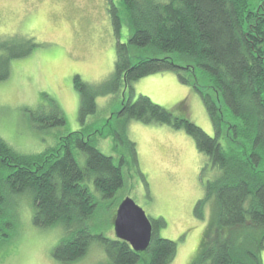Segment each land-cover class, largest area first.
I'll return each instance as SVG.
<instances>
[{
  "label": "trees",
  "instance_id": "16d2710c",
  "mask_svg": "<svg viewBox=\"0 0 264 264\" xmlns=\"http://www.w3.org/2000/svg\"><path fill=\"white\" fill-rule=\"evenodd\" d=\"M121 1L125 18L114 1L108 0L117 40L113 74L98 87L79 75L74 77L80 98L79 128L60 131L67 120L60 104L51 99L50 105L38 104L28 111L32 126L42 135L40 139L43 134L61 132L56 134L57 144L50 146L54 147L50 152L20 153L0 135V243L6 241L5 230L12 226L6 222V208L19 203L16 197L27 195L35 210V226H63L62 241L52 253L60 263L80 260L97 241L111 264H170L174 260L177 242L159 235L166 225L163 218L151 219L152 239L144 252L117 237L93 235L88 227L99 205L97 195L115 200L126 180L123 158L118 163L102 152L92 135L82 137L83 128L90 116L98 113L97 98L119 95L125 86L128 99L117 112L120 119L184 129L207 157L202 167V173H208L205 196L198 201L195 213L204 216L206 210L202 208L210 197L214 206L199 260L210 259L209 264H262L264 0ZM126 22L130 33L122 42ZM18 30L22 32L20 26ZM25 36L16 33L0 38V82L12 76L15 62L27 61L40 45L33 36ZM134 50L149 56L135 61ZM168 70L175 71L182 84L191 82L201 93L214 135L188 117L174 115L149 96L135 95V81ZM198 73L203 75L202 82ZM127 142L136 157L135 142L128 137ZM121 201L111 218L113 226ZM212 229H217L215 237H211Z\"/></svg>",
  "mask_w": 264,
  "mask_h": 264
},
{
  "label": "rangeland",
  "instance_id": "374dc122",
  "mask_svg": "<svg viewBox=\"0 0 264 264\" xmlns=\"http://www.w3.org/2000/svg\"><path fill=\"white\" fill-rule=\"evenodd\" d=\"M113 1L125 18L122 1ZM18 26L22 32H17ZM16 33L33 36L40 45L28 57L31 59L17 65L15 62L12 76L0 82V135L18 152L40 155L54 148L50 146L57 144V133L79 128L80 98L74 77L79 75L94 87L108 81L115 67L117 40L108 0H0V38ZM129 33L126 22L122 42L127 41ZM132 53L135 61L149 56L139 50ZM177 63L181 64L178 60ZM197 76L202 82L203 75ZM133 84L135 95L149 96L154 103L176 116L188 117L214 135L201 93L191 82L182 84L175 71L158 72ZM123 88L119 95L99 96L98 113L90 116L83 128L82 137L92 135L102 152L113 156L116 162L121 163L123 158L126 180L115 200L97 195L99 205L88 227L93 235L116 238L111 218L118 203L131 197L150 219L165 220L159 235L178 245L170 264H209L210 259L200 261L198 256L214 206L212 197L205 200L204 216L195 213L198 201L205 196L208 173L203 174L202 167L207 157L198 151L194 139L184 129L135 120L125 123L120 119L117 112L128 99V91ZM51 99L60 104L67 124L59 128L61 132L43 134L45 137L40 139L42 135L32 126L28 111L38 104L50 105ZM127 137L136 144V157ZM15 199L19 203L11 208L8 205L5 211L6 222L12 226L5 230L6 241L0 243V264H64L52 255L62 237L52 244V228L43 229L33 223L35 210L31 198L25 195ZM211 231V237H215L217 229ZM97 242L85 257L67 264H111ZM261 258L264 264V250Z\"/></svg>",
  "mask_w": 264,
  "mask_h": 264
},
{
  "label": "water",
  "instance_id": "95a60500",
  "mask_svg": "<svg viewBox=\"0 0 264 264\" xmlns=\"http://www.w3.org/2000/svg\"><path fill=\"white\" fill-rule=\"evenodd\" d=\"M114 228L116 237L129 242L134 250L144 252L148 249L153 223L145 210L131 197H126L119 204Z\"/></svg>",
  "mask_w": 264,
  "mask_h": 264
},
{
  "label": "clouds",
  "instance_id": "9594fccd",
  "mask_svg": "<svg viewBox=\"0 0 264 264\" xmlns=\"http://www.w3.org/2000/svg\"><path fill=\"white\" fill-rule=\"evenodd\" d=\"M62 235H63V226L62 225H57V226L52 227V229H51V242H52V244L57 243L58 240L62 237ZM104 258L106 259V257H104Z\"/></svg>",
  "mask_w": 264,
  "mask_h": 264
}]
</instances>
